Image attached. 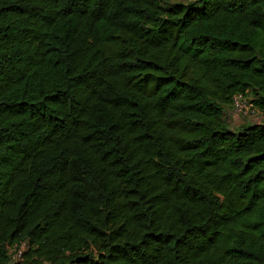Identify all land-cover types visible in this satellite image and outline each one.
I'll return each mask as SVG.
<instances>
[{
    "label": "trees",
    "instance_id": "obj_1",
    "mask_svg": "<svg viewBox=\"0 0 264 264\" xmlns=\"http://www.w3.org/2000/svg\"><path fill=\"white\" fill-rule=\"evenodd\" d=\"M0 264H264V0H0Z\"/></svg>",
    "mask_w": 264,
    "mask_h": 264
},
{
    "label": "built area",
    "instance_id": "obj_2",
    "mask_svg": "<svg viewBox=\"0 0 264 264\" xmlns=\"http://www.w3.org/2000/svg\"><path fill=\"white\" fill-rule=\"evenodd\" d=\"M231 107L234 114L239 116H250L258 113L256 106L250 101L245 93L238 92L233 95L231 101ZM26 242H21L19 246L11 249L12 258L10 263L19 260L22 256L23 251L26 249Z\"/></svg>",
    "mask_w": 264,
    "mask_h": 264
},
{
    "label": "rangeland",
    "instance_id": "obj_3",
    "mask_svg": "<svg viewBox=\"0 0 264 264\" xmlns=\"http://www.w3.org/2000/svg\"><path fill=\"white\" fill-rule=\"evenodd\" d=\"M170 1H177V0H170ZM248 98H250V94ZM225 118L227 120L228 126L231 129H236L240 125L245 124V123H255V122H261L263 120L261 113H257V114H253V115L245 116V117L236 115L233 113L231 105H229L225 110Z\"/></svg>",
    "mask_w": 264,
    "mask_h": 264
}]
</instances>
